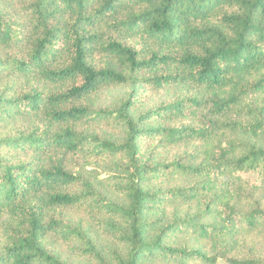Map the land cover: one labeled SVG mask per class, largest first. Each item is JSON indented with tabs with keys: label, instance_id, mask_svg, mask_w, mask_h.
Returning a JSON list of instances; mask_svg holds the SVG:
<instances>
[{
	"label": "trees",
	"instance_id": "obj_1",
	"mask_svg": "<svg viewBox=\"0 0 264 264\" xmlns=\"http://www.w3.org/2000/svg\"><path fill=\"white\" fill-rule=\"evenodd\" d=\"M50 236L89 264H264V0H0V264H71Z\"/></svg>",
	"mask_w": 264,
	"mask_h": 264
},
{
	"label": "rangeland",
	"instance_id": "obj_2",
	"mask_svg": "<svg viewBox=\"0 0 264 264\" xmlns=\"http://www.w3.org/2000/svg\"><path fill=\"white\" fill-rule=\"evenodd\" d=\"M127 93V89L126 88H122V87H109L106 88L105 90H103L101 92V94L99 95V98L97 100V106H110L112 103H114L117 99L123 98ZM164 98V96H159V95H151L149 98H147L146 100V104L144 105V107H142L140 109V112L143 110H147L151 107H153L155 104H158L159 102L162 101V98ZM102 134H105L106 136L109 137H116V132L114 131H110L107 130V132H102ZM146 151H148V147H146ZM176 150H163L161 147L157 146V144H155L154 146H151V149H149V156H154V159L157 160H162L163 158H167L172 156L175 153ZM87 169H91V167L89 166ZM108 175L103 174L101 179H105L104 181V187L105 186H109L110 187V182L107 181L106 178ZM110 196V194H109ZM118 198V196H116V199ZM120 199V197H119ZM123 201V200H122ZM121 202V199H120ZM165 210V209H164ZM171 210L170 208H167L165 210L166 213H168V216L171 215ZM163 212L160 211L157 214H161ZM156 213V212H155ZM154 213V215H155ZM48 241V244L50 246V248L54 249L56 252H60V254L62 255L63 259L68 261L71 264H89V262L87 261V259H84L79 251V249L75 248L73 244H68L63 242L62 240H59L56 237H52L50 236ZM107 237L103 236L100 234V242L99 245L103 246L107 243ZM104 242V244H103ZM180 242H182L184 244L185 240H181ZM103 244V245H102ZM261 251L260 253L264 256V244L261 245ZM155 264V263H154ZM174 264V263H173Z\"/></svg>",
	"mask_w": 264,
	"mask_h": 264
}]
</instances>
